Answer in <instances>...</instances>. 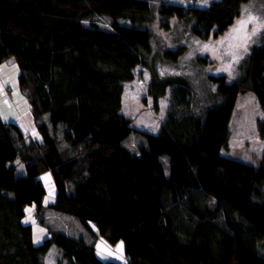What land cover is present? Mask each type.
<instances>
[{"label":"trees","instance_id":"16d2710c","mask_svg":"<svg viewBox=\"0 0 264 264\" xmlns=\"http://www.w3.org/2000/svg\"><path fill=\"white\" fill-rule=\"evenodd\" d=\"M248 1H164L160 20L218 37ZM153 9L151 0H0V65L18 64L40 133L31 139L0 114V264H45L53 247L58 264H264V150L258 164L223 154L240 94L256 95L264 141V33L244 76H207L218 101L205 103L185 75L156 72L157 54L177 65L188 46L154 51ZM101 15L111 28L95 22ZM197 61L211 63L208 55ZM140 67L153 75L156 108L168 95L158 133L135 129L122 111L125 84ZM133 132L144 136L138 151L123 145ZM47 172L56 187L50 207L76 217L94 239L123 245L126 263L104 261L84 236L54 230L51 241L34 242L27 208L44 207Z\"/></svg>","mask_w":264,"mask_h":264},{"label":"rangeland","instance_id":"374dc122","mask_svg":"<svg viewBox=\"0 0 264 264\" xmlns=\"http://www.w3.org/2000/svg\"><path fill=\"white\" fill-rule=\"evenodd\" d=\"M164 1L181 4L186 7L198 6L206 8L215 0H151L154 6V17L148 26L152 31L154 51L176 47L179 44L188 46V51L179 64L163 61L157 54L154 65L161 77L181 73L194 84L201 101L215 103L218 97L213 94L214 87L209 84V74H225L229 81H235L247 72L246 58L252 48L256 46L264 33V0H249L244 6L241 15L222 35L203 39L195 36L189 30L188 24L178 18L169 20L170 28L164 27L160 20V6ZM249 16L256 17L255 23H249L239 32L233 31L239 27L238 21L247 20ZM95 22L104 28H111L108 17L101 15ZM147 27V26H145ZM256 30L253 32V30ZM208 55L211 63L199 65L197 58ZM20 68L16 62L9 59L0 65V114L9 123L18 124L27 137L39 139L36 119L30 110L27 94L19 85ZM152 73L142 67L137 69L134 80L125 84L123 94V113L132 120L135 129L158 133L162 123L167 117L169 101L168 95L160 100L159 107H155L149 95V86ZM216 87V86H215ZM259 101L253 92L240 94L232 118V134L230 146L223 150L229 156L245 162L258 164L264 150V141L260 138L257 121L262 117ZM26 112V113H25ZM21 116V117H20ZM20 117L19 121H15ZM144 141L141 133L133 132L123 142V145L133 151H138L139 145ZM63 148L66 143L61 142ZM169 172V158L164 157ZM17 174L25 173L22 160H17ZM47 188L44 207L38 210L35 205L27 208V221L34 227V242L42 244L51 241L52 231L57 230L73 236H84L96 244L98 255L104 261L127 262L123 245H111L104 238L94 239L83 228L78 219L68 214H62L50 207L55 201L56 187L50 172L41 176ZM30 210V211H29ZM62 253L56 247L46 256L45 264H58Z\"/></svg>","mask_w":264,"mask_h":264},{"label":"snow or ice","instance_id":"6c2138e0","mask_svg":"<svg viewBox=\"0 0 264 264\" xmlns=\"http://www.w3.org/2000/svg\"><path fill=\"white\" fill-rule=\"evenodd\" d=\"M208 2V0H204V3L206 4ZM256 17H252V16H249V18L247 20H241V21H238V25L239 27L235 28L233 31L235 32H239L244 26H246L247 24L249 23H255L256 22ZM264 26V25H262ZM256 30L254 29L253 32H255ZM30 211V210H29Z\"/></svg>","mask_w":264,"mask_h":264},{"label":"crops","instance_id":"0c3cea01","mask_svg":"<svg viewBox=\"0 0 264 264\" xmlns=\"http://www.w3.org/2000/svg\"><path fill=\"white\" fill-rule=\"evenodd\" d=\"M30 111L31 110H28V113H30ZM26 113V112H25ZM21 117V116H20ZM20 117H17L16 119H15V121L17 122V121H19V119H20ZM20 127V126H19ZM21 128V127H20ZM22 129V128H21ZM24 131V130H23Z\"/></svg>","mask_w":264,"mask_h":264}]
</instances>
